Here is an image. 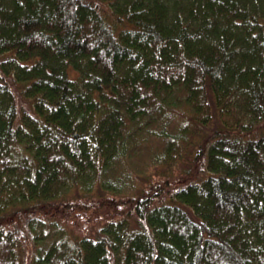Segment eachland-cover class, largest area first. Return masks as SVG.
<instances>
[{"label": "trees", "instance_id": "trees-1", "mask_svg": "<svg viewBox=\"0 0 264 264\" xmlns=\"http://www.w3.org/2000/svg\"><path fill=\"white\" fill-rule=\"evenodd\" d=\"M0 264H264V0H0Z\"/></svg>", "mask_w": 264, "mask_h": 264}]
</instances>
